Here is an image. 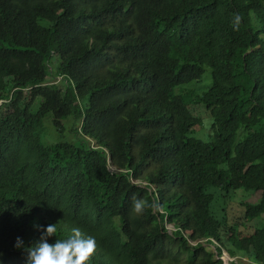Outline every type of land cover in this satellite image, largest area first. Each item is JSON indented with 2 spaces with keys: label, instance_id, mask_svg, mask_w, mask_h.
<instances>
[{
  "label": "trees",
  "instance_id": "trees-1",
  "mask_svg": "<svg viewBox=\"0 0 264 264\" xmlns=\"http://www.w3.org/2000/svg\"><path fill=\"white\" fill-rule=\"evenodd\" d=\"M263 35L264 0H0V264H28L17 238L30 248L49 224L50 244L94 237L89 264H264V226L242 234L208 193L256 191L264 215ZM207 70L203 94L165 89ZM80 100L82 140L46 146V117L64 132ZM193 104L208 142L190 136Z\"/></svg>",
  "mask_w": 264,
  "mask_h": 264
},
{
  "label": "rangeland",
  "instance_id": "rangeland-1",
  "mask_svg": "<svg viewBox=\"0 0 264 264\" xmlns=\"http://www.w3.org/2000/svg\"><path fill=\"white\" fill-rule=\"evenodd\" d=\"M264 38V35H263ZM57 47L52 43V51L46 56V59L51 67L53 75H55L54 80L59 83L61 76L59 74V68L57 63ZM212 76L210 70H207L199 82H192L188 85H183L178 82L174 85L165 86L167 91H174L176 93H182L187 90H193L197 94H203L207 92L212 86ZM76 116L75 118L68 119L63 122L65 131H58L52 123V115H48L44 121V131H43V142L46 146H50L57 143H74L78 140H82V136L76 134L73 129L80 128L83 119L84 102L79 101L75 106ZM191 110L194 114L200 118V126L190 135L192 138L202 140L204 142L210 141L213 136V118L206 110L203 104H193ZM251 132L250 129H241L236 136V144L242 142L247 134ZM208 193L215 195L214 201V217L217 216L223 222L227 221L232 226L245 225L246 227L240 226V231L242 234H248L253 229L264 226V215L260 218L257 216V211L255 209V204L259 201V193L256 191H247L240 189L237 191H232L229 194L224 193L217 188L208 189ZM172 227L169 226V229ZM252 228V229H251ZM244 235V236H246ZM223 261L225 264H230L234 262L235 264H256L249 258L245 256H236L231 258L226 252L223 254Z\"/></svg>",
  "mask_w": 264,
  "mask_h": 264
},
{
  "label": "clouds",
  "instance_id": "clouds-1",
  "mask_svg": "<svg viewBox=\"0 0 264 264\" xmlns=\"http://www.w3.org/2000/svg\"><path fill=\"white\" fill-rule=\"evenodd\" d=\"M235 25L238 27L242 17L236 14ZM145 207H154L147 201L133 198V209L137 214H141ZM41 232L40 241L30 247L24 248L23 241L17 238V249H23L27 254L28 264H89L94 256L97 244L92 236H85L80 228L73 227L71 236L65 240L57 239L55 244H50L48 240L56 236L57 225L49 224L46 228L35 225Z\"/></svg>",
  "mask_w": 264,
  "mask_h": 264
}]
</instances>
